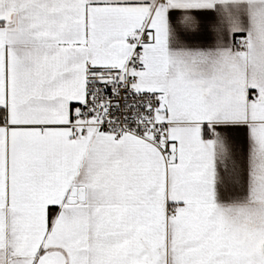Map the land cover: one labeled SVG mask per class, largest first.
<instances>
[{"label": "snow or ice", "instance_id": "6c2138e0", "mask_svg": "<svg viewBox=\"0 0 264 264\" xmlns=\"http://www.w3.org/2000/svg\"><path fill=\"white\" fill-rule=\"evenodd\" d=\"M0 264H264V0H0Z\"/></svg>", "mask_w": 264, "mask_h": 264}]
</instances>
